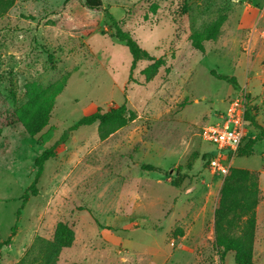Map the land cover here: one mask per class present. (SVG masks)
<instances>
[{"label":"rangeland","instance_id":"374dc122","mask_svg":"<svg viewBox=\"0 0 264 264\" xmlns=\"http://www.w3.org/2000/svg\"><path fill=\"white\" fill-rule=\"evenodd\" d=\"M104 9L164 56L150 80L141 73L148 61L130 67ZM219 18L216 39L194 49L189 34ZM211 70L233 76L239 88ZM32 81L63 87L47 125L29 136L15 110ZM235 99L243 109L255 106L264 128V0H102L99 10L84 0H15L0 16V241L16 228L0 264H15L37 236L51 239L57 222L71 227L74 240L54 264H236L231 251L220 260L214 245L224 176L210 170L213 145L203 137ZM122 102L135 116L108 137H98L97 123L67 131L81 116ZM49 126L53 135L41 145ZM256 131L247 126L243 142ZM51 145L38 194L20 209L34 158ZM236 150H223L228 172L257 174L252 264H264V140L251 155ZM145 163L162 171L144 170Z\"/></svg>","mask_w":264,"mask_h":264},{"label":"trees","instance_id":"16d2710c","mask_svg":"<svg viewBox=\"0 0 264 264\" xmlns=\"http://www.w3.org/2000/svg\"><path fill=\"white\" fill-rule=\"evenodd\" d=\"M14 2L15 0H0V16H3L13 6ZM84 6L91 10H99L102 7V0H84ZM103 15L113 37L124 42L131 54L130 67L133 69L138 61L146 60L149 63L141 70V73L144 75L145 81L154 77L159 68L165 64L164 56L156 57L142 47L129 31L121 27L119 21L107 9L103 10ZM223 19H217L204 30L192 31L189 34L192 47L203 52L205 50L204 41L216 39ZM211 74L230 83L234 89L239 88V84L233 76L215 73L213 70H211ZM62 87V81H55L47 86L33 81L25 84L26 101L15 110V114L29 136L36 135L47 125L54 97L61 91ZM244 97L248 98L247 95ZM254 107L245 103L243 116L246 126L252 125L257 131L252 138L246 139L238 146L236 150L238 156L251 155L254 144L264 140V128L259 125L255 118ZM134 116V111L128 109L125 102H122L105 110L97 108L93 112L81 116L68 127L67 131L75 130L81 125L97 123L98 137L104 139L117 129L127 125ZM53 129V126H49L44 133L38 136L37 142L41 145L47 142L53 135ZM66 135L64 132L63 138ZM54 156L55 145H51L44 148L34 158V177L23 192L20 209L30 196L38 194L37 183L43 172L44 163ZM141 168L148 171H162L160 167L151 163L141 164ZM257 203V174L246 168L231 166L222 180L218 201L213 211L214 245L220 260H223L226 253L231 251L236 264H252ZM19 212L20 210L16 214L18 215ZM15 230L16 228L13 227L11 233L0 241V251L10 243ZM73 240L74 232L71 227L63 222H57L52 238L35 237L28 250L15 264H54L61 249L70 246Z\"/></svg>","mask_w":264,"mask_h":264},{"label":"built area","instance_id":"2783aa9c","mask_svg":"<svg viewBox=\"0 0 264 264\" xmlns=\"http://www.w3.org/2000/svg\"><path fill=\"white\" fill-rule=\"evenodd\" d=\"M243 110L239 100L235 99L220 115L217 123L207 125L203 130L204 139L214 147L208 159V166L211 171L223 176L228 172L227 156L223 154V150L227 149L233 153L247 135Z\"/></svg>","mask_w":264,"mask_h":264},{"label":"crops","instance_id":"0c3cea01","mask_svg":"<svg viewBox=\"0 0 264 264\" xmlns=\"http://www.w3.org/2000/svg\"><path fill=\"white\" fill-rule=\"evenodd\" d=\"M212 151H213V147H212Z\"/></svg>","mask_w":264,"mask_h":264}]
</instances>
